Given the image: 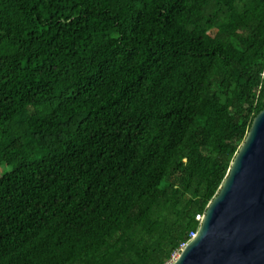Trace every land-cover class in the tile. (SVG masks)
<instances>
[{"label":"trees","instance_id":"trees-1","mask_svg":"<svg viewBox=\"0 0 264 264\" xmlns=\"http://www.w3.org/2000/svg\"><path fill=\"white\" fill-rule=\"evenodd\" d=\"M264 108V0H0V264H166Z\"/></svg>","mask_w":264,"mask_h":264},{"label":"water","instance_id":"water-1","mask_svg":"<svg viewBox=\"0 0 264 264\" xmlns=\"http://www.w3.org/2000/svg\"><path fill=\"white\" fill-rule=\"evenodd\" d=\"M170 264H264V108L209 202L197 235Z\"/></svg>","mask_w":264,"mask_h":264},{"label":"built area","instance_id":"built-area-1","mask_svg":"<svg viewBox=\"0 0 264 264\" xmlns=\"http://www.w3.org/2000/svg\"><path fill=\"white\" fill-rule=\"evenodd\" d=\"M204 213H198V214H196V220L197 221H199V223L203 220V218H204ZM197 231L198 230H193V231H191V233H190V236H189V238H188V240L187 241H185V242H183L182 244H181V246L173 253V255H172V258L166 263V264H170L173 260H175L176 258H178V256L180 255V253H181V250H183V248L187 245V243L190 241V240H192L196 235H197Z\"/></svg>","mask_w":264,"mask_h":264},{"label":"clouds","instance_id":"clouds-1","mask_svg":"<svg viewBox=\"0 0 264 264\" xmlns=\"http://www.w3.org/2000/svg\"><path fill=\"white\" fill-rule=\"evenodd\" d=\"M199 225H200V223H199ZM181 251H182V250H181ZM176 259H177V258H176ZM176 259H175V260H176ZM173 261H174V260H173Z\"/></svg>","mask_w":264,"mask_h":264},{"label":"bare ground","instance_id":"bare-ground-1","mask_svg":"<svg viewBox=\"0 0 264 264\" xmlns=\"http://www.w3.org/2000/svg\"><path fill=\"white\" fill-rule=\"evenodd\" d=\"M179 257V256H178Z\"/></svg>","mask_w":264,"mask_h":264}]
</instances>
